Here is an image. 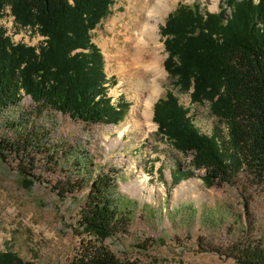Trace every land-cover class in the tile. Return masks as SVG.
<instances>
[{"label":"trees","instance_id":"obj_1","mask_svg":"<svg viewBox=\"0 0 264 264\" xmlns=\"http://www.w3.org/2000/svg\"><path fill=\"white\" fill-rule=\"evenodd\" d=\"M113 0H0V19L7 9L20 28L37 31L40 47L15 44L0 24V115L22 102L24 95L41 116L52 110L85 123L118 124L125 112L108 95L103 56L91 31L107 18ZM219 13L180 5L161 29L165 68L193 104L209 103L210 111L228 129V141L200 133L189 109L168 92L154 107V122L177 151L193 155L195 169L206 170V185L230 182L244 170L264 184V0H227ZM231 11V16L227 12ZM26 117L14 122L13 137H0V160L17 162L32 185L39 156L58 168L59 157L40 129H25ZM72 155V154H70ZM78 177L55 186L59 196L83 187L85 165L77 159ZM30 177V178H29ZM174 181L181 180L175 176ZM117 171L97 175L90 183L78 224L93 239L82 245L71 264H137L120 261L104 241L129 233L132 213L118 196ZM124 204V205H123ZM239 264H264V244L235 247ZM0 264H25L11 252Z\"/></svg>","mask_w":264,"mask_h":264},{"label":"rangeland","instance_id":"obj_2","mask_svg":"<svg viewBox=\"0 0 264 264\" xmlns=\"http://www.w3.org/2000/svg\"><path fill=\"white\" fill-rule=\"evenodd\" d=\"M226 2L173 0L171 9L159 20L158 31L164 76L160 80L163 91L155 104L172 92L189 109L200 133L219 137V142L228 141L226 125L213 116L209 103L193 104L190 95L181 93L175 85L177 79L166 70L168 54L161 29L180 5L192 9L198 6L202 12L215 14ZM143 3L113 0L107 18L91 31L92 43L104 59L108 95L115 107L124 108L122 122L90 124L52 110L39 116L26 95L21 103L0 115V137H13L12 125L26 117L29 121L25 129H40L50 139L53 150H60V158L71 157L55 168L46 166L47 159L39 156L32 185L24 180L16 161L10 159L5 164L0 160V253L11 252L25 264H71L82 245L93 239L78 224L90 183L97 175L114 170L118 196L131 211L132 223L127 235L107 239L104 244L124 263L239 264L233 257L236 246L247 241L264 244V184L240 170L230 182L208 186L203 180L206 170L193 167L191 153L176 150L159 132L154 115L153 128L131 127L136 100L128 78L135 71L125 77L120 69L133 52L129 48L128 54L123 47L127 27L143 13ZM231 13L229 10L227 16ZM117 18L124 19L118 22ZM0 24L15 44L40 47L45 42L37 31L18 27L9 9ZM112 40L116 41L113 45ZM137 75L145 76L144 71ZM141 105L138 112L142 111ZM77 159L85 165L83 187L59 196L55 189L58 182L78 177ZM175 176L180 178L179 183L174 181Z\"/></svg>","mask_w":264,"mask_h":264},{"label":"bare ground","instance_id":"obj_3","mask_svg":"<svg viewBox=\"0 0 264 264\" xmlns=\"http://www.w3.org/2000/svg\"><path fill=\"white\" fill-rule=\"evenodd\" d=\"M172 1L144 0V5L141 6V10L143 13L148 12L147 16L144 17L143 13H141L135 19L136 21L133 20L132 25L127 27V37L123 47H125L124 51L128 54L129 48H133V52L130 54V60L126 62L127 64L123 63L120 73L127 77L132 70L135 71L134 73L132 72L134 75L128 78V84L133 85L132 90L136 100V106L131 111L130 116L133 123L131 127L136 129L153 128V108L157 98L163 91L160 80L164 76L162 51L159 41L160 36L158 34L160 26L159 20L163 16V13L171 9L170 3ZM123 19L117 18L116 20L122 22ZM134 29L136 31L132 32ZM111 42L112 45L116 43L115 40ZM106 43L109 44V42ZM139 71H144L145 76H138L137 73ZM147 79L148 82L146 81ZM140 104H142V111L139 110L138 112L137 108ZM140 113L142 114L140 115ZM141 119H143V123Z\"/></svg>","mask_w":264,"mask_h":264}]
</instances>
